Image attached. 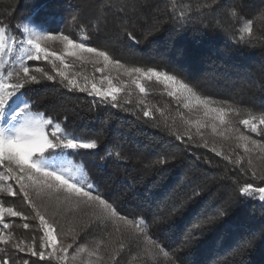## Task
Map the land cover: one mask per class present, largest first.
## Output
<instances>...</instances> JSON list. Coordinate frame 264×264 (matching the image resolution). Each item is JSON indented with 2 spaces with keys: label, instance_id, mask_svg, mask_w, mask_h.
Segmentation results:
<instances>
[{
  "label": "trees",
  "instance_id": "trees-1",
  "mask_svg": "<svg viewBox=\"0 0 264 264\" xmlns=\"http://www.w3.org/2000/svg\"><path fill=\"white\" fill-rule=\"evenodd\" d=\"M234 8L237 11L232 14ZM39 16L47 23L60 22L71 39L106 50L128 67L167 71L188 83L197 95L210 97L214 106L234 110L226 117V127L235 136L249 137L248 143L213 132L211 122L198 120L155 80L142 81L144 94L136 87L123 90L118 94L119 107L112 108L94 103V97L85 93L68 91L67 81L49 62L27 63L40 81L26 86L30 111L60 122L78 137L99 141L94 150L99 155L81 150V156L70 157L87 166L100 193L114 201L121 213L159 215L162 227L152 231L170 254L186 230L203 232L197 244L179 253L182 264H264V239L258 235L264 234V201H259L258 194L242 201L238 192L246 183L264 186V125L258 120L264 114V0H0V26L12 29L9 34L18 40L24 36L14 30L19 27L23 33L22 25ZM249 21L251 34L246 31ZM157 23L162 31L144 41L145 33ZM125 24L139 44L123 35ZM36 68L43 71L35 72ZM71 71L80 76V83L85 76L89 83L98 81V72L89 65L74 64ZM45 73L55 80L48 81ZM145 110L150 117L143 115ZM253 117L257 118L256 133L240 123ZM187 133H191L190 141ZM177 135L184 140H177ZM106 148L112 155L104 161L101 157ZM161 159L166 163H157ZM128 184L135 186V193ZM6 193L0 187V205L24 213L30 225L24 229L20 218H6L13 243L42 242L35 215L38 210L58 233L73 239L74 249L97 250L105 264H146L151 260L143 253L138 255L114 224L105 227L95 220L91 209L82 203L77 206V200H53L41 192L44 194H32L29 204L22 194ZM189 197L194 199L187 204L185 215L168 216L174 205ZM54 201L63 210L57 213ZM221 210L226 220L219 215ZM209 217H216L215 223H200ZM248 240L254 247L245 246ZM121 243L126 245L123 250ZM17 255L29 259L11 245L0 244L3 260L12 258L14 264H20ZM159 259L167 264L163 253ZM33 262L44 264L37 257L30 258L29 264ZM49 264L62 262L53 259Z\"/></svg>",
  "mask_w": 264,
  "mask_h": 264
},
{
  "label": "snow or ice",
  "instance_id": "snow-or-ice-1",
  "mask_svg": "<svg viewBox=\"0 0 264 264\" xmlns=\"http://www.w3.org/2000/svg\"><path fill=\"white\" fill-rule=\"evenodd\" d=\"M133 8L135 5L132 6ZM238 10L243 11V7L239 6ZM237 9H232V14H235ZM183 17L184 13L180 14ZM12 29L0 26V181L8 184L7 195L18 196L23 195L25 201L32 204L29 196L28 188H33L40 194L45 189L59 192L63 189L68 195L65 201L69 198H75L78 202L92 210L96 221L102 223L105 227L109 224H114L116 230L124 236L130 245H134L139 253H143L147 257H151L146 264H162L159 257L163 253L164 260L167 264H182V258L179 253L193 247L204 236L203 232L194 234L191 229L186 230L184 239L180 245L172 251H166L162 242L155 236L152 231L153 227H162L161 218L154 214L151 218L144 215H128L121 213L115 202L100 193L95 179L91 173L86 171V165L78 167L74 161L69 159L70 156L79 157L83 153L81 150H88L90 155H99L94 151L99 147V141L93 139H83L74 135L71 132L62 128L60 122H54L50 118H44L42 115L33 114L30 111V101L26 99V86L34 83H40L36 75L31 74L30 67L25 64L27 61H39L42 58L48 60L49 57H55L60 60L61 65L64 64L61 57L55 53H50L41 44L44 41L51 39H60L65 43L66 53L71 56H76L78 59L84 60L85 54H89L91 59L86 61L93 65L103 64V67H97L96 72L100 73V84L95 80L89 83L88 77L83 78V83L77 79L70 78L64 70H58L59 77L67 81L68 91H79L94 97V103H99L112 108L119 107L118 94L123 89L114 83V79L109 75H105L108 69H115L118 73L132 78V83L139 89V92L144 94L146 89L142 83L143 80L157 81L163 84L167 89V95L183 98L185 101L184 107H202L204 115H212L214 120H218L221 125L229 123L226 120L227 115L234 111L225 107L214 106V101L210 97H201L196 94L193 87L188 83L179 79L176 75L169 74L167 71H161L157 68L148 67H128L119 59H113L110 53L106 50H100L97 47L88 46L84 42H77L70 39L62 32L59 36H53L46 30V25L43 21L29 20V24L25 25L27 32L26 39L18 40L15 35H10ZM15 32L21 37L24 33L20 32L17 27ZM162 31L159 23L154 24L151 30H148L143 39L148 41L156 33ZM246 31L251 34L252 26L249 21ZM123 35L133 43L139 44L140 41L127 30L125 24ZM19 55H16V53ZM183 54V49L180 50ZM8 57L6 60L5 57ZM19 65L18 69L16 65ZM12 70H7L8 67ZM53 67H57L53 63ZM41 68H36L35 72H42ZM46 75L48 81H54L55 77ZM106 83V87L104 84ZM195 102V103H194ZM145 117H150V112H143ZM67 117H65V121ZM259 125H264V114L260 115ZM257 118L243 119L240 121L246 128L253 133L258 132ZM206 126V125H205ZM200 127V125H198ZM212 131L216 132V125H212ZM189 141L192 139L191 133H187ZM242 139H250L249 137H241ZM176 139L184 140V136L177 135ZM253 144L258 141L252 140ZM206 146V145H205ZM264 147V146H262ZM247 150V149H246ZM215 151V149H213ZM110 148H106L105 156L101 159L106 161L111 158ZM118 156V154H117ZM227 159V157H225ZM174 159V157H173ZM157 163H166V160H159ZM251 164V160H249ZM252 177H256L255 171L251 173ZM11 182H14L11 183ZM264 183V180L261 181ZM18 186V191L16 187ZM128 189L135 193V186L128 184ZM238 192L242 201L258 194L259 201H264V186H256L253 183H246L238 188ZM194 195H199L196 192ZM194 197H189L179 205H174L168 212L169 217H182L189 211L187 204ZM35 210V205H32ZM264 207V205H262ZM5 213L8 217L20 218L24 229L30 227L27 223L28 217L24 213L15 210L14 208H5L0 205V226L7 229L8 223L4 222ZM36 217L39 219V228L42 230L41 243L37 244L33 239L32 243L17 241L13 243L10 237H6L0 233V244L11 245L17 254L24 253L29 259H25L17 255L15 258L20 264H29L31 257H37L44 264H49L53 259L59 260L62 264H66L68 248L71 245L63 246L57 238V230L55 226L45 218L38 210L35 211ZM220 216L227 219L224 211L219 212ZM216 217H209L207 220H202L200 223L213 224ZM260 239H264V234H258ZM246 247H254L251 240L245 242ZM125 244H120V249L123 250ZM50 250V251H49ZM81 252L85 249L80 248ZM114 258V257H113ZM75 259V258H74ZM3 264H14L12 258H5ZM34 264V262H33Z\"/></svg>",
  "mask_w": 264,
  "mask_h": 264
},
{
  "label": "rangeland",
  "instance_id": "rangeland-1",
  "mask_svg": "<svg viewBox=\"0 0 264 264\" xmlns=\"http://www.w3.org/2000/svg\"><path fill=\"white\" fill-rule=\"evenodd\" d=\"M31 19L32 20H37V21H43L45 23V25H46L47 32L50 33L53 36H59V34L61 32L64 35H67L65 33V31H64L63 26H61V23L60 22L55 21L54 23L53 22H51V23L48 22L47 23V20H45L43 16H39L37 18L34 17V18H31ZM29 20L26 21L22 25V31L24 33V37L22 39H26L27 38V35L28 34L25 31V25H28L29 24ZM77 42H84V43H86L83 40H79ZM41 46L44 47V48H46L50 53H55L56 56L63 58L64 64L65 65H68V67L65 68L64 65H61L60 60L59 59H56L55 57H49L48 60H45V59L42 58L41 60H44L46 62H49L51 65H53V63H55V65L57 66V67H55V69L64 70L68 75H72V76H73V74L75 75V73L73 71H71L73 69L74 64L89 65L91 67H94L95 69L97 67H103V64L102 63L101 64H97V65H93L90 62H86V61H88V60L91 59V56L89 54H85V59L84 60L78 59L76 56L68 55L66 53L65 43L63 41H61L60 39H51V40L44 41V42H42ZM16 55H19V53L17 52ZM5 59L7 60L8 57L6 56ZM28 62L29 61H27L25 59V64L26 65H27ZM18 67H19V65L17 64L16 65V68L18 69ZM7 70H12V68L9 66ZM104 74L105 75H109V76H111L113 78L118 77V79H114V83L117 84V85H119L123 90L129 89V88L132 89L131 87H136L132 83V78L123 75L122 72L121 73H118L115 69H111L110 68V69L106 70ZM98 75L100 77V73H98ZM79 77L80 76L76 74L75 77H74V79H77L79 82H81L80 79H79ZM99 77H98V81H96V83L98 85L100 84ZM106 86L107 85L105 83L104 84V87H106ZM177 100L179 102H181V104L184 106L185 101L183 100V98L177 99ZM186 109L188 111H190L191 113H193L198 120L201 119V120H204V121H208L209 123L211 122L212 125L215 124L216 125V130H217L216 133L221 134V135L228 134V136L234 135L235 138H237L239 140H242L245 143H248L250 141L249 139H242L241 136H237V135L235 136V132H233L232 129H229V127H226L227 124L221 125L218 120H214L213 119V116L212 115L205 116L204 115V110H203L202 107H190V108H186ZM33 114H39V115H42L44 118H46L41 113H33ZM62 128H63V126H62ZM226 131H228V133H226ZM242 137H244V136H242ZM69 159H71L72 161H74V163H75L76 166L83 168V166H84L83 164L76 162L71 157H69ZM11 183L14 184V182H11ZM0 187L2 189H5L7 191L8 184L5 183V182H3V181H0ZM15 187H16V190L18 191V186H15ZM27 191L29 192V196H31L32 194L33 195L34 194H37V191L34 190L33 188H28ZM43 192H46L47 195L50 194L53 197V200L55 198H59V199L65 200V197L68 195L63 189H61L59 192H56L55 190L49 191V190L45 189ZM41 194H44V193H40V195ZM37 195H39V194H37ZM39 198H41V201H44V198H42V196H40ZM72 199L75 200V202H76V199L75 198H69L67 201H71L72 202L73 201ZM54 204H55L54 207L57 206V208H58L57 209V213H58L60 211V209H62V208H59L58 207L59 205H56L55 201H54ZM45 206H46V209H48L50 207L49 204H46ZM60 207H62V206H60ZM7 217H8L7 216V213H5V220H6ZM5 220H4V222H5ZM49 223H51V222L49 221ZM56 234H57L58 241L63 246L67 247V246L71 245V247L68 248V254H67L66 264H105V258L102 256V254L99 251L94 250V249H89L86 246H81L82 248L85 249L83 252H81L79 250L81 247L74 249L73 239L71 237L67 236L66 233H64V232L63 233H58L57 232ZM4 235L6 237H10V235L7 233V231H6L5 228H4ZM0 264H3V259L1 258V256H0Z\"/></svg>",
  "mask_w": 264,
  "mask_h": 264
},
{
  "label": "built area",
  "instance_id": "built-area-1",
  "mask_svg": "<svg viewBox=\"0 0 264 264\" xmlns=\"http://www.w3.org/2000/svg\"><path fill=\"white\" fill-rule=\"evenodd\" d=\"M0 233L4 234V228L2 226H0Z\"/></svg>",
  "mask_w": 264,
  "mask_h": 264
}]
</instances>
